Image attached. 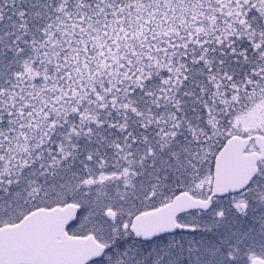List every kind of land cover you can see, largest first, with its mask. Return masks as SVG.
Here are the masks:
<instances>
[{
  "label": "snow or ice",
  "instance_id": "6c2138e0",
  "mask_svg": "<svg viewBox=\"0 0 264 264\" xmlns=\"http://www.w3.org/2000/svg\"><path fill=\"white\" fill-rule=\"evenodd\" d=\"M0 264H264V0H0Z\"/></svg>",
  "mask_w": 264,
  "mask_h": 264
}]
</instances>
